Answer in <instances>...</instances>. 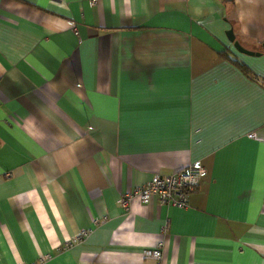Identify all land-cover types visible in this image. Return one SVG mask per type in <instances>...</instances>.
I'll list each match as a JSON object with an SVG mask.
<instances>
[{
    "label": "crops",
    "instance_id": "crops-1",
    "mask_svg": "<svg viewBox=\"0 0 264 264\" xmlns=\"http://www.w3.org/2000/svg\"><path fill=\"white\" fill-rule=\"evenodd\" d=\"M229 26L258 49L264 0H0V264H264V52ZM193 161L184 207L119 204Z\"/></svg>",
    "mask_w": 264,
    "mask_h": 264
},
{
    "label": "built area",
    "instance_id": "built-area-1",
    "mask_svg": "<svg viewBox=\"0 0 264 264\" xmlns=\"http://www.w3.org/2000/svg\"><path fill=\"white\" fill-rule=\"evenodd\" d=\"M89 2L93 3V0H89ZM72 29L75 32L74 27ZM202 171L203 168L199 162L193 161L171 173L154 172L146 182L132 186L122 192L118 202L122 207L127 208L128 202L132 198L140 202L153 198L158 204L168 203L175 207H184L187 202V195L196 188ZM85 233V230H79L64 243V246L77 242ZM160 247L161 242L156 241L154 247L142 250L141 253L144 256L158 258Z\"/></svg>",
    "mask_w": 264,
    "mask_h": 264
},
{
    "label": "water",
    "instance_id": "water-1",
    "mask_svg": "<svg viewBox=\"0 0 264 264\" xmlns=\"http://www.w3.org/2000/svg\"><path fill=\"white\" fill-rule=\"evenodd\" d=\"M224 35H225L226 40L230 43L232 49L238 53H243V54H247V55H259L261 52H264V40L260 42L259 49L250 50V49L243 47L235 39L231 26L227 27L224 30Z\"/></svg>",
    "mask_w": 264,
    "mask_h": 264
},
{
    "label": "trees",
    "instance_id": "trees-1",
    "mask_svg": "<svg viewBox=\"0 0 264 264\" xmlns=\"http://www.w3.org/2000/svg\"><path fill=\"white\" fill-rule=\"evenodd\" d=\"M259 49V47H258ZM220 54H222L224 57H226L229 61H231L232 63H234L237 67H239V69L247 76V77H251L250 75V71L247 68V66H245L243 63H241L239 60L235 59L234 57L230 56L227 53V49L226 48H222L219 51Z\"/></svg>",
    "mask_w": 264,
    "mask_h": 264
}]
</instances>
